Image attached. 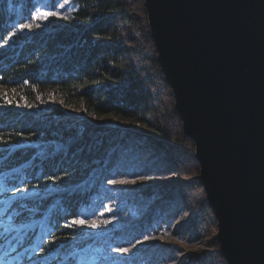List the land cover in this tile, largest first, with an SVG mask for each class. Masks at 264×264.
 Here are the masks:
<instances>
[{
    "label": "trees",
    "instance_id": "16d2710c",
    "mask_svg": "<svg viewBox=\"0 0 264 264\" xmlns=\"http://www.w3.org/2000/svg\"><path fill=\"white\" fill-rule=\"evenodd\" d=\"M6 1L0 0V172L8 171L14 189L66 188L30 200L2 198L9 216L23 210L40 224L12 242L23 250L18 258L26 263L24 237L40 239L48 225L55 243L46 239L40 261L51 260L69 237L63 225L100 200L110 210L105 217L123 226L108 232L105 249L132 242L138 250L124 256L125 264L175 263L179 253L147 239L184 242L189 225L170 232L171 225L184 209H201L187 192L198 183L142 184L172 176L192 145L175 133L181 130L171 119L172 94L145 34L142 0H69L68 20L51 16L30 32L13 25L26 24L35 0H11L9 15ZM194 234L185 243L200 236ZM207 257L213 256L188 254L178 263L208 264Z\"/></svg>",
    "mask_w": 264,
    "mask_h": 264
},
{
    "label": "water",
    "instance_id": "95a60500",
    "mask_svg": "<svg viewBox=\"0 0 264 264\" xmlns=\"http://www.w3.org/2000/svg\"><path fill=\"white\" fill-rule=\"evenodd\" d=\"M226 264H264V0H142Z\"/></svg>",
    "mask_w": 264,
    "mask_h": 264
},
{
    "label": "rangeland",
    "instance_id": "374dc122",
    "mask_svg": "<svg viewBox=\"0 0 264 264\" xmlns=\"http://www.w3.org/2000/svg\"><path fill=\"white\" fill-rule=\"evenodd\" d=\"M11 0H7V15L10 13L11 8ZM48 4H54V8H50L51 11H57L59 13V16H53L58 19L62 20H68L69 15L71 11L73 10V7L70 5L69 0H67V3H65V0H35L34 8L31 13L30 19L26 22V24L32 25V30L34 29L35 24L39 22L46 21L49 17L46 19L39 18L34 16V13L37 9L43 8L45 5ZM63 4V7H60L59 5ZM17 13L20 14V7L16 10ZM21 15V14H20ZM67 16V19H64L63 17ZM148 27V26H147ZM13 30H18L19 32H22L20 27L13 25ZM26 32H30L27 28L24 29ZM145 34H148V30L145 31ZM149 35V34H148ZM155 50V49H154ZM156 54V53H155ZM171 91V90H170ZM172 106L174 111V101L172 99ZM174 116V117H173ZM171 115V119L174 120L177 118L178 124H179V130L180 133L175 132L179 138L180 134L182 132L181 128V122L179 121V118L177 114L174 111V115ZM140 128V127H137ZM182 139H186L190 142V145L192 142L186 138L183 134V137L181 135ZM180 138V139H181ZM181 139V140H182ZM184 144V143H183ZM182 147L181 145H179ZM184 146V145H183ZM191 148V149H190ZM188 149V147L184 148V154L179 157L180 163H174V166L176 167V170L172 176L164 179H154V180H147L145 182H142L144 185L149 186H156V185H165L170 184L173 182H184L189 184L192 182L193 178L197 179L196 182L198 183V186L194 185V182L192 183L193 186L190 185V187H187V192L190 193L191 197L190 200L194 202V209H199L196 212L191 213V210L189 208L184 209L183 212H181L180 218L174 223L172 226V229L170 232L173 231L175 226H181L183 228H186V230L183 232V235L181 237L183 238V243L176 242L175 240H171L170 236L163 237L164 235H160L157 238H150L147 239V243H152L153 245H161L167 248L168 252H171V254L179 253L175 257L176 262L171 263L170 261H164L163 259L158 260L157 264H180L178 263L180 260L182 261V258L187 256L188 254H195L200 256L201 254H209L213 257L206 258L208 264H212L214 261V264H226L223 257L219 253L218 244L215 241L217 247L214 248V239L216 234V221L215 218L208 207L204 192L202 189V186L200 185L198 181V174H199V168L197 165L196 160L194 159V147L193 144ZM192 150V151H191ZM192 160H194V164H192ZM193 165V167H192ZM195 166V169H194ZM8 171H2L0 172V262L1 260L6 259L8 254H18L20 253L21 248L11 247L12 240L19 239L20 236L25 233L29 228L36 226V231L40 228V224L32 215L22 213L23 210H19L13 214V216H9L8 212L5 209V203H2V198L6 197L12 198V197H21L25 198V200L35 199L38 197H43L49 195L53 191L58 192H64L66 191V188H58L55 186H49L44 188L41 191H37L34 188H22V189H14L8 182H6V173ZM178 172V173H177ZM192 179V180H191ZM53 184V183H51ZM191 188L194 189L191 190ZM24 189H27V191H24ZM59 202L58 200H54L53 203ZM94 207L92 209H89L86 211L85 206L81 207V212L74 218H72L70 221H68L66 224L63 225L62 229L69 231V237L66 238V242L63 243L64 246H62L59 250H57L52 255V259H46L45 261H40V258L44 254V239L48 238V241H52L53 234H49L48 226L44 227L42 236L43 238L39 241H36L32 238L33 233L29 236L26 235L23 239L22 244H29L27 247V264H60V260H69V262L76 261V264H125V260L123 259L124 256L120 255L113 249L116 247H110L108 249H105L102 246L103 240L110 231H121L123 229V226L118 221H113L105 216L110 212L109 207L106 203L102 202L100 203V200H96L94 202ZM83 211V212H82ZM23 214V215H22ZM44 218V216H43ZM74 220H83L85 223L83 225H76L72 224V221ZM109 220L111 223H108L105 225L103 222ZM95 221L97 223V227L93 228L90 226V224ZM202 223V225H201ZM193 224H196L194 226ZM71 225V226H68ZM213 225L212 228L210 226ZM100 229H104L105 231H101ZM175 230V229H174ZM194 234L196 236L199 234L200 236L196 240H192L191 242L185 243L187 240V237L190 234ZM179 239V238H177ZM36 241V243H34ZM41 241V242H40ZM80 244H84L83 248L81 250H77ZM135 245V247H133ZM124 248H130L131 251L128 255L134 254L135 251L138 250L137 244H134L130 242L128 245L124 246ZM218 252V257L213 254H216ZM128 257V256H127ZM206 257V256H205ZM44 258V257H42ZM49 260V261H48ZM145 262V261H144ZM14 264H21V260H16ZM145 264V263H141Z\"/></svg>",
    "mask_w": 264,
    "mask_h": 264
},
{
    "label": "snow or ice",
    "instance_id": "6c2138e0",
    "mask_svg": "<svg viewBox=\"0 0 264 264\" xmlns=\"http://www.w3.org/2000/svg\"><path fill=\"white\" fill-rule=\"evenodd\" d=\"M65 3H67V0H65ZM60 7H63V4L59 5ZM55 5L54 4H48L45 5L43 8L37 9L36 12L34 13V16L39 17V18H43L46 19L49 16H59V13L57 11H51L49 10L50 8H54ZM64 19H67V16L63 17ZM21 30H24L25 28H27L29 31L32 30V25L31 24H21L20 26ZM37 27H39V25H37ZM11 35H15V33H11ZM2 46V45H0ZM24 191H27V189H24ZM85 223V221L83 220H74L72 221V224H76V225H83ZM105 225H107L108 223H111V221L106 220L103 222ZM71 226V225H68ZM91 227L96 228L98 225L95 221H93L90 224ZM48 243L52 244L55 243V241H48ZM133 247H135V245H133ZM114 251H116L117 253H119L122 256H127L131 249L130 248H115L113 249Z\"/></svg>",
    "mask_w": 264,
    "mask_h": 264
}]
</instances>
